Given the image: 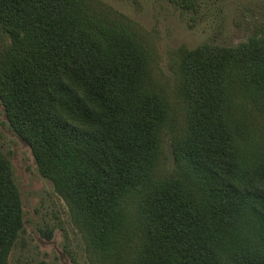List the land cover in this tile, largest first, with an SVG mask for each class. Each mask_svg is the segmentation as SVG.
<instances>
[{
    "label": "trees",
    "instance_id": "16d2710c",
    "mask_svg": "<svg viewBox=\"0 0 264 264\" xmlns=\"http://www.w3.org/2000/svg\"><path fill=\"white\" fill-rule=\"evenodd\" d=\"M197 0H180L196 11ZM178 49L168 92L145 29L100 0H0V100L98 264H264V27ZM176 167L168 176L163 134ZM24 231L0 149V264Z\"/></svg>",
    "mask_w": 264,
    "mask_h": 264
},
{
    "label": "rangeland",
    "instance_id": "374dc122",
    "mask_svg": "<svg viewBox=\"0 0 264 264\" xmlns=\"http://www.w3.org/2000/svg\"><path fill=\"white\" fill-rule=\"evenodd\" d=\"M100 1L147 31L153 78L168 92L178 82L180 47L236 46L264 27V0H197L196 11L181 7L180 0ZM7 44L0 29V53ZM163 140L161 164L174 176L168 132ZM0 149L12 165L24 222L7 264H98L67 203L39 173L30 145L10 128L1 100Z\"/></svg>",
    "mask_w": 264,
    "mask_h": 264
}]
</instances>
